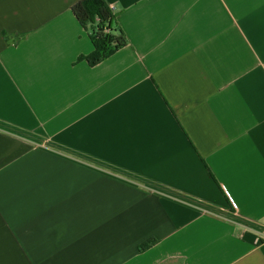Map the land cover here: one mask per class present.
I'll use <instances>...</instances> for the list:
<instances>
[{
	"label": "crops",
	"instance_id": "crops-1",
	"mask_svg": "<svg viewBox=\"0 0 264 264\" xmlns=\"http://www.w3.org/2000/svg\"><path fill=\"white\" fill-rule=\"evenodd\" d=\"M78 1L0 0V264H264V0H105L93 67Z\"/></svg>",
	"mask_w": 264,
	"mask_h": 264
},
{
	"label": "trees",
	"instance_id": "trees-1",
	"mask_svg": "<svg viewBox=\"0 0 264 264\" xmlns=\"http://www.w3.org/2000/svg\"><path fill=\"white\" fill-rule=\"evenodd\" d=\"M71 12L88 32L93 51L87 56H81L78 61H85L93 67L116 51L126 46V38L122 30L116 25V14L105 0H80L71 8ZM156 241L149 240L141 244L139 252L152 247Z\"/></svg>",
	"mask_w": 264,
	"mask_h": 264
},
{
	"label": "built area",
	"instance_id": "built-area-1",
	"mask_svg": "<svg viewBox=\"0 0 264 264\" xmlns=\"http://www.w3.org/2000/svg\"><path fill=\"white\" fill-rule=\"evenodd\" d=\"M229 202H230L232 209L236 210V204L232 201L230 197H229Z\"/></svg>",
	"mask_w": 264,
	"mask_h": 264
}]
</instances>
